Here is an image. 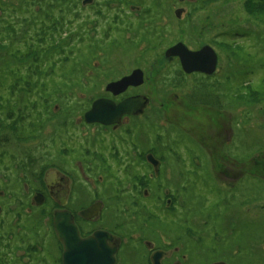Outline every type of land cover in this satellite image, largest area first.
<instances>
[{"label":"rangeland","instance_id":"1","mask_svg":"<svg viewBox=\"0 0 264 264\" xmlns=\"http://www.w3.org/2000/svg\"><path fill=\"white\" fill-rule=\"evenodd\" d=\"M33 1L0 0V32L3 34L0 39L6 45V48H0V118L4 119L6 110L7 115L15 114L11 117H17L19 110L23 112L26 119L29 115L31 117L38 115V112L43 110L41 107L44 106V100L49 94H52L51 92L55 93L59 89L66 91L65 88L61 87L59 81L47 82L44 92L33 90L26 96L21 90L23 85H19L14 91L13 96L15 98L11 97L10 87L14 82V73L21 67L20 61L17 62L13 55L19 47L22 49L25 46L20 43L24 41L22 39L23 32L29 31L31 33L30 30L35 29L34 26L31 27L28 20L31 21L32 16H37L39 21H46V14H50L59 20L62 19L64 24L63 36L65 33H71V31L82 32V28H80L82 26L89 33L86 31L84 32L85 35L82 33L83 40H76L73 49L67 50L70 60L64 66H60L61 68L56 72L54 78L60 77L61 73L65 72L74 83H81L74 88L75 93L72 94L74 97L70 99L84 101L86 107L93 97L92 95L105 94L107 85L116 77L129 75L136 68H141L145 72L148 80L143 86H140L142 87L141 93L150 97L151 104L148 108V117L140 121L137 128L139 131H143L142 133L146 136L148 149L155 148L154 153L158 157L162 159L164 156L166 157L159 172L160 176L156 175L157 172H155L157 177L151 179L148 188L151 195L147 198L149 206L154 205L158 208L159 200L163 198L164 191L178 194L180 197L178 202L180 219H191L192 230L196 234L198 231L204 230L199 238L193 239L194 242L191 247L193 260L196 264H204L211 257L228 254L235 248L239 250L237 251L238 255L233 257L235 262L250 264L255 259L263 262L264 251L255 247V244L258 246L264 239V218H255L254 220V216L247 214H256V204L264 198V180L253 176L239 182L236 189L239 193H245L249 190L253 197V204L245 208L239 206L235 215L237 220L228 221L225 216L229 209L224 199L228 197L229 191L215 177L213 173L214 164L207 155V151L191 135L195 130L200 134H207L208 119L204 112H201L199 107H195L193 104L197 106L210 105L223 112L227 111L232 116L229 125L226 124V127H229L228 136H231V140L226 144L225 152L244 165L254 156L264 154V109H262L264 107V25L255 24V22V25H249L245 11V0H220L217 7L211 6L209 11L203 13H212L213 19L210 21L205 20L201 23L198 14L190 19V26L196 29L191 31L182 29L180 19L173 16L171 18L165 16V19L162 17L163 14H169L171 7L176 4L177 0H164L162 4L151 0H131L132 6L136 4L142 10L149 9L151 12L141 13L139 16L136 14L133 16L129 12V15L121 18L118 23L106 19V16L103 17L105 19L99 18L98 20L92 10L84 12L86 19L78 20L79 14L78 16L75 15L77 10L73 3L60 4L58 8H51L47 7L49 3L45 1L36 2L33 6L31 4ZM71 1L76 2L77 0H70L69 2ZM78 3L80 4V0ZM123 5L128 8L130 4L123 3ZM90 7L92 6L90 5ZM175 9L176 7H174ZM187 11L189 9L185 10V12ZM182 16L181 19H185V15ZM167 19L171 20L167 25H164L165 22H168ZM25 21L29 23H25ZM50 23L51 21H47L46 24L49 25ZM214 23H218L219 27L210 28L216 25ZM13 24H16L14 33L16 35H12L13 38H11L6 31ZM152 26L164 29L160 31V36L162 34L164 36L163 39H155L154 30L156 28L152 30ZM109 28L110 32H107ZM219 28L223 32L222 39L219 38V40L232 41L234 39L238 44L246 45L247 48L240 55L239 60L231 59L232 63L223 69L219 76L210 81L197 74H184L181 75L182 82L180 85L182 87L165 85L166 83L162 81L163 77L171 78L177 70L176 65L170 66L166 63L167 60L163 59L166 48L178 41H184L182 40L184 38L186 41L184 43L188 47L194 48L202 40L201 36L205 34L201 35V31L205 30L206 39L211 40L215 36L214 34L218 33ZM215 29H217L216 32ZM183 31H187L186 35ZM210 31L211 33H209ZM196 35L197 37H195ZM97 37L99 39L95 42L93 38ZM144 37L152 38V40L145 41ZM151 41H156V44L159 42V48L155 50L156 52L148 50ZM249 45L250 48H248ZM219 52L221 53L220 50ZM240 52L238 51V53ZM160 55L161 61L157 60ZM223 59L226 63V58ZM73 68L77 70L73 71ZM160 74L163 76L160 77ZM87 80L89 81L88 84L86 83ZM247 84L254 86V92H260L257 95L259 102L257 101L258 104L256 105L251 102V99L254 98L245 88ZM24 88H27V85ZM79 90L81 91L78 92ZM85 90L91 91L92 94L88 95L87 92V95H84L86 94ZM238 93H240L239 96ZM8 100L16 101L11 104L13 111L8 107L10 105H8ZM189 104L192 106L190 107ZM241 105L245 108L244 116L239 115L238 108ZM259 106L262 107L258 109V116H246L247 112L253 111L255 107ZM192 111H195L194 117L196 119L195 123L191 125L189 120H192ZM19 118L8 120L9 122H16ZM180 119L184 120V125L178 123ZM173 123L179 124V126ZM20 125L21 120L17 132L21 127ZM2 126L0 125L2 129H9ZM27 127L25 126L22 133L24 137L29 135V131H26ZM215 128L216 135H220L219 129ZM2 129L1 131L4 132ZM13 130L16 132L15 128ZM58 131L60 133L65 132V130ZM4 136L9 141L0 145V204L5 208L4 217L7 226L3 229L2 235L0 234V249L4 248L3 245L8 247V242L11 240L10 235L14 236L16 241L20 236L28 237L31 241L41 244V251L44 249V254L49 259L54 260L58 255V243L56 241L57 236L52 232V229L50 230L39 223L35 214L29 219H24L25 216H23V230L17 231L14 224V222L16 223L15 214L7 211V207L17 205L12 197L14 198L13 193L16 192L14 189H17L19 183L12 177L17 169L18 159L24 157V153L29 151L31 157L28 163L38 175L42 168V161L45 160V151L40 147L35 152L33 150L34 144L30 143L32 138L19 140L14 137L11 130L4 132ZM137 141L139 142V139ZM29 147L32 149L30 150ZM27 158H29L28 155ZM150 169L153 173V168L150 167ZM109 173L103 172V175L108 179V175H111ZM108 184L110 185L106 182L101 185L99 196H105L103 189L106 187L109 190ZM111 190L114 191L115 187L112 186ZM163 199H165L163 206H166L167 199ZM84 200L86 201V199ZM238 202L239 200L235 203ZM235 203L232 201L234 209L237 207ZM169 214L166 211L163 219L165 222L169 221ZM214 234H217V237H214ZM209 245H214L216 252L208 251ZM253 250H257V252L252 253ZM16 254L21 256V260L28 259L24 251ZM38 254H40V250L36 251V255ZM2 263L12 264L6 259L2 262V258H0V264Z\"/></svg>","mask_w":264,"mask_h":264},{"label":"flooded vegetation","instance_id":"2","mask_svg":"<svg viewBox=\"0 0 264 264\" xmlns=\"http://www.w3.org/2000/svg\"><path fill=\"white\" fill-rule=\"evenodd\" d=\"M78 1L75 4L77 10L75 15L78 16L79 14L78 20L86 19L84 12L87 10L95 12L98 20L106 16V19L113 20L115 23L129 15V12L133 16L134 14L139 16L141 13L147 14L151 12L149 9L142 10L136 4L132 6L131 0H80V4ZM151 1L162 4L164 0ZM219 2L220 0H177L176 4L171 7L169 14H163L162 17L165 19V16L169 18L173 16L176 19H180L182 29L188 31V28L191 27L190 19L194 18L196 14L199 15L201 23L205 20L210 21V19H213L211 11V14L209 12L207 14L203 13L209 11L211 6L217 7ZM123 3L130 5L125 8ZM174 7H176L175 10ZM188 9L189 11L185 12ZM182 15H185V19H181ZM246 15L249 25L264 24V22L257 19L253 21L254 18L247 11ZM170 20L167 19L168 22L163 21L165 22L164 25H167ZM214 24L216 25L210 28L219 27L218 23ZM15 25L13 24L12 27L15 28ZM154 26H152V30L156 28L154 33H160V31L164 30ZM80 28H82V33L86 31L82 26ZM202 28L207 29L205 27ZM214 31L216 32L217 29ZM107 32H110V28ZM201 32V35L205 34L201 36L202 40L200 43L198 42L199 44L194 48L186 45L187 48L192 51H199L203 46L212 47L216 51L218 64L212 75L203 72H191L190 74H197L210 81L219 76V73L232 63L231 59H236V55L234 57L229 51L223 49V43L237 44V41L234 39L232 41L219 40V38L222 39L223 35L221 28L211 40L206 39L205 30ZM86 33L89 32L86 31ZM182 40L185 41V38ZM242 47L244 50L247 48L246 45H242ZM250 47L249 45L248 48ZM165 55L166 50L164 51L166 63L177 67L173 76L164 80L166 83L176 84L181 81V75H190L183 71L179 57L169 59ZM224 57L227 60L226 63L223 59ZM145 77L144 84L148 80L146 75ZM120 78H116L113 81H117ZM141 88L140 86H131L120 95H114L107 91L105 94L96 97L91 104L88 103L86 107L84 101H79L77 104L81 105L82 109L86 108L83 111L69 110V107L75 109L78 105H73L72 101L69 103L67 98L57 93L59 91L51 92L52 94H49L44 100V106L41 107L43 110H40L41 112H38V115L36 114L32 117L29 115L27 119L24 118L21 121L22 126L17 134L13 133L14 137L19 140L32 138L30 143L34 144L33 150L37 152L42 147L46 155L38 175L28 163L31 157V155L29 156V151L25 152L24 157L21 159L17 158V169L12 177L19 183L17 189H14L16 191L13 193L14 198L12 197V200L15 203L17 202V205L7 207L8 212L15 214L16 223L14 222V224L17 231L23 230V216H25L24 219H29L36 214L39 223H42L50 230L52 229V232L57 236L54 227L55 213L57 211H70L81 239H86L94 236L97 232H102L100 235L102 238L99 237L96 240L97 249H95L96 253L100 252L99 257L104 260L100 264H196L193 260L191 247L194 242L193 239L199 238L204 230L198 231L196 234L192 230L191 219H180V211H178L180 197L178 194L164 191L163 198L167 199L166 206H163L165 200L163 198L159 200L158 208L154 205L149 206L147 203V198L151 195L148 189L151 179L157 177L156 175L160 176L159 172L166 157L164 156L163 159L158 157L154 153L155 148L148 149L146 136L142 133L143 131H139L137 128V124L148 117V108L151 104L150 97L142 94ZM239 95L240 93H238ZM135 96L148 98L144 111L136 115L124 114L120 121L110 125L100 122L89 123L85 119L86 113L98 99L107 98L118 104L127 98ZM252 104L256 105L258 103ZM193 105L199 107V110L204 112L208 118L207 134H200L195 130L191 135L207 151V155L214 164L213 173L215 177L229 191L228 197L224 199L229 209L225 217H227L228 221L237 220L235 216L237 214L236 210L239 206L245 208L253 204V197L249 190L245 193H239L236 188L240 181L253 176L264 180V154L254 156L245 165L241 161L234 159L233 156L224 150L226 144L231 140V136H228L229 127L227 128L226 124L229 125L232 116L227 111L223 112L210 105ZM189 106L191 107L192 104H189ZM261 107H255L253 111L247 112L246 116H258V109ZM238 111L239 115L244 116L245 108L242 105L239 106ZM194 112H191L192 120H189L191 125L195 123L196 119ZM26 120L27 122H25ZM183 122L184 120L180 119L178 123L184 125ZM179 124L176 125L179 126ZM25 126H28L26 131H29V135L24 137L22 133ZM215 127L219 129L218 133L220 135H216ZM58 130H65V132L60 133ZM2 138L3 136H1ZM137 139H139V142ZM29 149L31 150L32 147H29ZM150 154L158 161L159 167L157 170L154 164L149 161ZM27 155L29 158H27ZM150 167L153 168V173ZM103 172H110L109 174L111 175H108V179L103 175ZM155 172H157L156 175ZM106 182L110 183V185L108 184L109 190L105 187L103 189L105 196H99L101 185ZM112 186L115 187L114 191L111 190ZM24 191L27 192L22 193ZM238 200L239 202L235 203ZM232 201L237 206L235 209L232 206ZM256 205V214L247 215L254 216V220L255 218H264V198ZM0 207V234L2 235L3 229L7 226L5 224L7 221L4 217L5 208L2 204H0ZM91 207H94L97 211L93 215L84 217L81 213ZM166 211L170 213L168 222L163 220ZM213 236L217 237V234ZM10 237L11 240L8 242V247L3 245L4 248L0 249L2 262L6 259L12 264H65L64 243L58 237L56 239L58 255L54 260L49 259L44 254V249L41 251V244L31 241L30 238L20 236L16 241L14 236L10 235ZM255 247L264 251V239L258 246L255 244ZM37 250H40L38 255H36ZM207 250L216 252L214 245H209ZM20 251H24L27 254V260H21V256L16 254ZM78 251L84 252L83 248ZM90 251L91 249H87V252ZM237 251L239 250L235 248L229 251L228 254L211 257L204 264H242L235 262L233 259V257L235 258L238 255ZM253 252L256 253L257 250H253ZM112 261L113 263H111ZM250 264H264V261L259 262L255 259Z\"/></svg>","mask_w":264,"mask_h":264},{"label":"trees","instance_id":"3","mask_svg":"<svg viewBox=\"0 0 264 264\" xmlns=\"http://www.w3.org/2000/svg\"><path fill=\"white\" fill-rule=\"evenodd\" d=\"M39 1H45L49 4H47V7H56L58 8V6L60 4H66V3H73V6L76 8L75 4L76 2H69L70 0H34L31 4L34 6V4H36V2ZM245 8L247 13H249L250 15H252V17L254 19L260 20L262 22H264V0H247L245 3ZM62 11V10H61ZM46 21H39V19L37 18V16H32L31 17V21L28 20L31 24V27L33 28V26L35 27V29L30 30L31 33L29 31L23 32L24 36L22 37V39L24 41H21L20 43H22L21 45L23 46V44L25 45L22 49L19 47L17 52L14 53L13 58L19 62L21 64V67L18 69V71L16 73H14L15 77H14V82L12 84V86L10 87L11 92L10 94L12 95L11 97H14V91L16 90V87L19 85H23V87L21 88V90L23 91V94L29 95L30 93L33 92V90L35 91H42L44 92V90L46 89L47 86V82L51 83V82H60L61 87L65 88L66 91L64 92L62 89H59L57 92L58 94L60 93L63 97L68 99V102L70 103L72 101L73 105H78L77 108H68L69 110H86V108L82 109V107H80L81 105L77 104L79 101H73V99H70L74 96H72V94H74V88L77 87L78 85H80L81 83H74V81L72 79H70L65 72L61 73V76L58 78H54V75H56V72L59 71V69L64 66L69 60H70V55H68L67 50L68 49H73L74 47V42L76 40H83V36H81L82 32H78V31H71V33H65V36H63V20H59L58 18H54L53 16H50V14H46L45 16ZM47 21H51V23L49 25H47ZM27 21H25V23H29ZM264 25V24H262ZM29 27V26H27ZM190 31L191 30H196L194 27L188 28ZM8 36H10L11 38L12 35H16L15 33V28L10 26L8 31H6ZM184 34L187 31H183ZM34 35H33V34ZM85 35V33H83ZM3 35L0 32V36ZM6 35V34H5ZM159 36V37H158ZM163 39L164 36L163 34L160 36V33H156V38L155 39ZM95 40V42L99 39V37L97 38H93ZM48 40V41H47ZM144 40H152V38L149 37H144ZM160 42V40H158ZM162 41V40H161ZM50 42V43H49ZM159 42L156 44V41H151L150 46L148 47V50H152L155 51L157 48H159ZM1 47H5L6 45L3 44V41L0 39V48ZM223 49L229 51L231 53L232 56L236 55V59L239 60L238 58H240V55L242 53H244V49L242 47V45L240 44H228V43H223ZM147 50V49H146ZM238 51H241L240 53H238ZM72 52V51H71ZM146 52V51H145ZM144 52V53H145ZM156 52V51H155ZM159 55V54H157ZM235 57V56H234ZM164 59V57H163ZM157 60L161 61V55L159 56V59L157 58ZM61 66V67H60ZM95 66V65H94ZM103 67V66H100ZM49 70V71H48ZM73 71H76V68L72 69ZM83 71V69H82ZM163 74H160V77H162ZM48 78V79H47ZM117 78V77H116ZM115 78V79H116ZM167 80V77L165 78V76L163 77V80ZM88 81V80H87ZM182 81H179V83H166L164 81V83H166L165 85H170V86H181ZM87 84L89 83L86 82ZM27 85V88H24ZM245 88L248 89V92L251 94V96H253L254 99H251V102L254 103H258L259 101L258 99V94H260V92H254V86H252L251 84H247L245 86ZM89 90V89H88ZM86 91L89 94H92L91 91ZM81 90H79L78 92H80ZM77 92V91H76ZM83 94V93H82ZM93 97H91L89 104L92 103V101L98 97L96 95H92ZM13 99V98H10ZM70 99V100H69ZM258 101V102H257ZM8 107L11 108V111H13V106L11 105L12 103H15L16 101L14 100H8ZM88 103V102H87ZM1 110V107H0ZM10 111V110H9ZM7 110L5 111V116L4 119L0 118V125H3L2 127L4 128H9V129H2L0 127V145H3L4 143L8 142V139L5 138L4 136V132H9L10 130L15 134V130H13V128H15L16 130H18V125H19V121L24 119V115L23 112L21 110H19V114L17 117H20L16 122H12L10 120L16 119L17 117H11L13 115H15L13 113L12 114H8L7 115ZM12 113V112H11ZM8 116V118H7ZM11 117V118H10ZM22 126V123L21 125ZM19 126V127H20ZM4 130V132L1 131ZM17 134V133H16ZM1 136H3V138L1 139ZM258 160V159H257ZM259 161V160H258Z\"/></svg>","mask_w":264,"mask_h":264},{"label":"water","instance_id":"4","mask_svg":"<svg viewBox=\"0 0 264 264\" xmlns=\"http://www.w3.org/2000/svg\"><path fill=\"white\" fill-rule=\"evenodd\" d=\"M166 58L179 57L185 73L203 72L212 75L216 70L218 61L216 51L210 46H203L199 51H192L187 48L182 41L166 49ZM145 82L144 71L135 69L131 74L110 82L106 90L114 95L124 93L129 87H139ZM148 98L135 96L127 98L120 103H115L111 99L101 98L96 100L92 108L86 113L85 119L89 123L100 122L106 125L120 121L124 114L136 115L146 108ZM149 161L154 164L156 170L159 167L158 161L152 154ZM1 209V207H0ZM97 211L94 207L84 210L81 214L84 217L93 215ZM54 227L57 237L63 241L65 247V264H100L104 260L99 257L96 240L102 236V232H97L94 236L81 239L74 223V217L70 211H57L54 217ZM83 248L84 252H79ZM87 249H91L87 252ZM113 263V261L111 262Z\"/></svg>","mask_w":264,"mask_h":264}]
</instances>
